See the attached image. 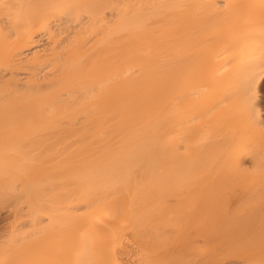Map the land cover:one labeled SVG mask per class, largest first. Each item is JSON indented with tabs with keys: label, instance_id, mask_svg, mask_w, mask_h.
<instances>
[{
	"label": "bare ground",
	"instance_id": "bare-ground-1",
	"mask_svg": "<svg viewBox=\"0 0 264 264\" xmlns=\"http://www.w3.org/2000/svg\"><path fill=\"white\" fill-rule=\"evenodd\" d=\"M263 78L264 0H0V264H38L42 248L55 253L70 241L53 245L32 218L40 193L55 190L35 175L48 140L41 132L64 140L51 159L72 175L197 167L190 195L184 178L164 182L177 199L164 216L193 219L194 251L189 259L159 251L155 193L150 264H264V118L252 96ZM225 100L231 110L217 124L229 138L207 132ZM48 144L46 153L57 147ZM105 195L83 206L78 223L114 233L106 220L122 207ZM66 227L51 219V231ZM83 252L72 264L94 263Z\"/></svg>",
	"mask_w": 264,
	"mask_h": 264
},
{
	"label": "rangeland",
	"instance_id": "rangeland-1",
	"mask_svg": "<svg viewBox=\"0 0 264 264\" xmlns=\"http://www.w3.org/2000/svg\"><path fill=\"white\" fill-rule=\"evenodd\" d=\"M258 86L257 91L252 92V96L264 118V78ZM230 108L229 103L225 100L214 109L210 116V122L215 127H210L207 132L224 138L231 136L229 130L221 128L217 124L219 119L229 115ZM41 133L44 134L42 135ZM41 133L39 134L40 138L45 136L46 140H50L56 146L58 143L61 146L64 144L62 139L55 140L51 138L56 136L54 133ZM60 135L64 137V133H60ZM66 135L69 136L71 134L65 133V137ZM40 138V142L41 140L45 141ZM47 141L44 143H49L48 145H50V142ZM46 144L44 145L45 147L42 146L43 149L39 147L38 157H42V160L38 166L36 165L37 167L35 166V175L42 184L48 182L52 184L53 182L55 190L47 195L40 193L39 198L34 202L35 211L32 218H34L35 227L41 232L42 238L54 237L56 242L53 245H60L63 238H67L69 234L71 235L70 241L58 252L52 253V249L42 248L41 259L38 264H72V253L83 250L85 251L83 252L85 259H94L92 264H113L112 252L114 251L117 252V258L119 261L121 259L123 264H150V209L155 208L153 204V195L155 193L158 194L159 198L157 213H155V216H157L156 223L159 228V234H162L159 242V251L161 252L162 249L163 251L166 249H172L175 252L180 251L183 253L184 259H189L194 251L193 219L186 214H179L175 218L172 217L170 219L164 216L168 213L170 207L177 204V199L168 197L164 192V182L167 178H184L181 189L185 195L192 194L193 186L191 182L196 180L198 176L195 165L189 163L182 165L129 164L124 167L127 171L123 176H114L111 179H107V177H111L107 176L105 179L100 180L86 176L83 173L72 175V172H66V168L61 167L59 164L56 165L58 163L56 161L57 157L60 155H57L59 152L57 150L61 152V146L58 145L54 149L55 152L51 148L50 151L52 152L46 153V149H50L47 148ZM54 145L52 144V146ZM257 149L264 160V141ZM40 150H43L41 156ZM44 152L46 154L45 158H43ZM53 155L55 156V161L52 160L53 158L51 159V157H54ZM49 158L51 159L50 164H46L49 163ZM51 161L54 164L57 163L54 165L53 163L51 164ZM245 163L251 170L254 168L248 158H246ZM262 166L264 167V165ZM261 167L259 166L260 169H262ZM69 187L72 188L68 191L67 188ZM104 194L111 195L110 198L113 197L122 207L116 220L112 217H109L110 220H106L107 222H115L114 233L94 231L78 223L80 215L84 211L83 206L89 203L92 197L99 198V202L106 200L107 195L104 196ZM89 195L91 197H88ZM183 200L187 203L189 202L188 197H184ZM70 206L71 209H69ZM181 213H187L186 208ZM92 217L95 220L96 214H93ZM58 218H62L67 223L66 230L60 232L51 231V219L54 221ZM166 234L169 240L165 239ZM81 235H83L85 246L79 243ZM37 241V239L30 238L28 246L35 247ZM43 259H45L44 262H42Z\"/></svg>",
	"mask_w": 264,
	"mask_h": 264
}]
</instances>
